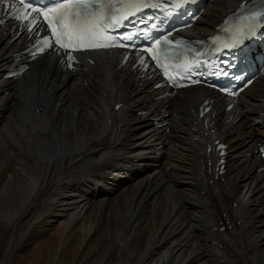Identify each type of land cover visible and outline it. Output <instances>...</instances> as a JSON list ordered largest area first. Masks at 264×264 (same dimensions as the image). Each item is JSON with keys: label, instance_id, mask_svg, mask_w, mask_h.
<instances>
[{"label": "bare ground", "instance_id": "1", "mask_svg": "<svg viewBox=\"0 0 264 264\" xmlns=\"http://www.w3.org/2000/svg\"><path fill=\"white\" fill-rule=\"evenodd\" d=\"M241 1L208 0L188 35L206 36ZM8 33L0 27V264H264L263 77L228 111L202 87L156 99L117 53L72 71L51 54L3 81L25 41ZM215 140L227 146L217 178Z\"/></svg>", "mask_w": 264, "mask_h": 264}, {"label": "snow or ice", "instance_id": "2", "mask_svg": "<svg viewBox=\"0 0 264 264\" xmlns=\"http://www.w3.org/2000/svg\"><path fill=\"white\" fill-rule=\"evenodd\" d=\"M91 5L88 3L78 2L75 5L69 4L67 2H61L56 7L49 9L47 11H42L38 8H33V11L41 12L44 16L45 20L48 22L50 28L52 29V34L55 37V42L61 48L72 47L70 41L75 36L78 40H81L85 37L97 34L100 31L99 22L89 23V17L92 15ZM73 9H79V11L75 12L76 23L72 26L68 24H63L61 28L58 30L56 24L61 20L65 19V14L71 16L73 15ZM19 11V10H18ZM51 13V14H50ZM59 16V19H54V17ZM83 16L84 23L81 24L80 17ZM18 19H28L27 13L17 16ZM65 38L68 39L69 43H65ZM46 46H51L50 42L45 40ZM91 47H107L110 45H90ZM43 51V48L40 49ZM155 58V57H154ZM69 59H73V57H69Z\"/></svg>", "mask_w": 264, "mask_h": 264}, {"label": "rangeland", "instance_id": "3", "mask_svg": "<svg viewBox=\"0 0 264 264\" xmlns=\"http://www.w3.org/2000/svg\"><path fill=\"white\" fill-rule=\"evenodd\" d=\"M1 133V132H0ZM0 135H2V134H0ZM148 172H145L144 174H147ZM238 193V192H237ZM239 194V193H238ZM202 195V194H201ZM103 198V197H102ZM225 214H221V212H220V217H223ZM225 217V216H224ZM223 217V218H224ZM239 224H240V222H239ZM228 226V225H227ZM230 229V228H229ZM230 232V231H229ZM51 233V232H50ZM52 233H54V232H52ZM106 233H109V231H107Z\"/></svg>", "mask_w": 264, "mask_h": 264}]
</instances>
